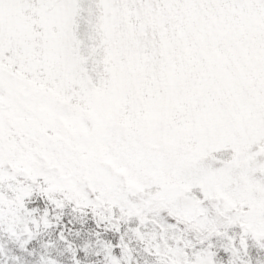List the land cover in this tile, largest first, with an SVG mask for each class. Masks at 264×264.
I'll return each mask as SVG.
<instances>
[{
	"label": "snow or ice",
	"instance_id": "snow-or-ice-1",
	"mask_svg": "<svg viewBox=\"0 0 264 264\" xmlns=\"http://www.w3.org/2000/svg\"><path fill=\"white\" fill-rule=\"evenodd\" d=\"M0 264H264V0H0Z\"/></svg>",
	"mask_w": 264,
	"mask_h": 264
}]
</instances>
